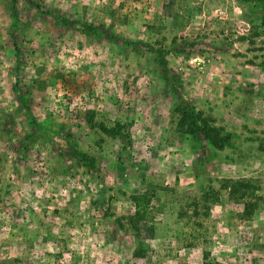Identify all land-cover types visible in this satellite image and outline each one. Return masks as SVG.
<instances>
[{"label": "rangeland", "instance_id": "rangeland-1", "mask_svg": "<svg viewBox=\"0 0 264 264\" xmlns=\"http://www.w3.org/2000/svg\"><path fill=\"white\" fill-rule=\"evenodd\" d=\"M176 103L235 149L176 133ZM263 165L264 0H0V264H264Z\"/></svg>", "mask_w": 264, "mask_h": 264}, {"label": "trees", "instance_id": "trees-1", "mask_svg": "<svg viewBox=\"0 0 264 264\" xmlns=\"http://www.w3.org/2000/svg\"><path fill=\"white\" fill-rule=\"evenodd\" d=\"M252 0H240L243 4H248ZM259 1V0H258ZM18 100L20 104L26 109H29L28 102L25 95L22 92L18 94ZM172 121L175 124V132L178 134L186 135L194 138L202 147L205 145L211 146L215 151H223L226 148L235 149L234 139L237 137L235 133L228 130L225 126H219L215 123L206 120L203 112L197 110L195 107L189 104L176 103L170 109ZM95 127L99 130L102 136H106L110 139L126 138L128 137L129 124L126 122H120L119 120H113L112 122L101 121L97 125L92 124L90 128ZM74 155L82 166L89 169L95 168V158L82 150H76ZM220 189L227 190V194L230 199L242 200L249 193L253 195L252 184L248 180L226 178L221 180ZM218 190L212 189V194L209 197L205 196V208L208 213L211 209V204H215L219 201ZM130 199L133 201L135 211L132 218H138L140 216L143 203L149 201L146 193L131 194ZM244 211L249 212L251 205L248 202H244Z\"/></svg>", "mask_w": 264, "mask_h": 264}, {"label": "crops", "instance_id": "crops-1", "mask_svg": "<svg viewBox=\"0 0 264 264\" xmlns=\"http://www.w3.org/2000/svg\"><path fill=\"white\" fill-rule=\"evenodd\" d=\"M194 15H195V14H194ZM194 15H192V16H194ZM211 89H212V88H211ZM216 93H217V92H216ZM216 93L214 92V93H212L211 95H213V96L215 97V96H217ZM204 94L206 95V97H209V96L211 97V95H210L208 92H204ZM220 94H221V93H220ZM204 102H207V101L205 100ZM215 105H216V106H215ZM212 106H213V108L215 109V107H217V104H213ZM136 110H138V109H136ZM246 110H249V109L246 108ZM210 111H213L212 107H211ZM213 112H214V111H213ZM232 112H236V113H238V114H240V115H243V113H244V108H241V106H238L237 108L232 107ZM242 122H243V123H242ZM242 122H240L242 128H244V129H247V127L251 128L250 126H248V124H245L244 121H242ZM263 166H264V165H263ZM263 173H264V171H263ZM261 174H262V173H261ZM260 214L262 215V218H255V219L251 222V225H252V226H254V224H255V226H257V227H259V228H260V225H261L262 227H264V210H263ZM255 216H256V215H255ZM259 221H262L263 223L260 224ZM258 225H259V226H258ZM253 228H254V227H253ZM251 231H253L252 228H251ZM261 236H262V242H264V231L262 232ZM257 237H258V236H257ZM263 247H264V246H263Z\"/></svg>", "mask_w": 264, "mask_h": 264}]
</instances>
